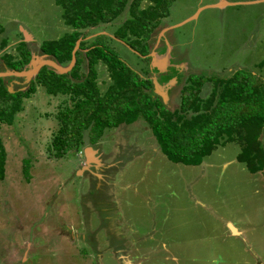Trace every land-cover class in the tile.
Masks as SVG:
<instances>
[{"label": "rangeland", "instance_id": "1", "mask_svg": "<svg viewBox=\"0 0 264 264\" xmlns=\"http://www.w3.org/2000/svg\"><path fill=\"white\" fill-rule=\"evenodd\" d=\"M152 2L143 0L140 8ZM63 12L55 0H0V24L8 39L6 49L0 50V74L9 76L11 92L26 90L37 74L32 73L34 63L25 75L10 74L1 58L5 51L17 57L16 47L27 33L25 28L18 30V23L41 43L71 30L65 23L60 25ZM130 16L127 6L113 22L82 30V39L89 44L97 35H105L103 43L142 76L152 77L155 94L168 108L181 105L189 73L220 75L247 68L264 79V0H172L150 38L151 60L139 56L125 44L126 39L115 37L118 26ZM40 43L30 45L40 66L50 65L53 59L43 54ZM72 63L56 66L69 71ZM96 68L103 92L111 83L109 71L103 62ZM211 90L210 83L202 97L207 98ZM66 103H71L66 95H50L38 84L37 91L23 100L14 123L0 129L7 150L5 178H0V264H264V189L237 159L238 143L225 145L227 158L237 160L227 169L211 167L210 176L191 182L196 170L160 157L153 166L162 173L152 176L149 190L140 184V194L114 197L112 184L89 174L103 171L86 162L85 149L97 144L85 143L63 157L55 156L52 138L60 126L58 111ZM138 129V123L109 129L107 149L113 143L111 150H116L102 166L113 163L126 169L133 164L124 178L134 183L138 167L145 166L152 154L143 145V136L137 137ZM210 156L203 161H216L221 152ZM26 162L30 176L24 172ZM191 188L205 204L195 199ZM113 201L126 217L122 224L112 211Z\"/></svg>", "mask_w": 264, "mask_h": 264}, {"label": "trees", "instance_id": "2", "mask_svg": "<svg viewBox=\"0 0 264 264\" xmlns=\"http://www.w3.org/2000/svg\"><path fill=\"white\" fill-rule=\"evenodd\" d=\"M55 1L63 8L64 21L72 29L57 39L44 40L40 50L58 64L74 60L73 66L69 71L59 72L51 65H43L26 90L19 88L12 92L7 83L9 76H0V129L3 124L14 123L23 100L41 84L48 94L66 95L71 102L61 106L57 114L60 126L51 143L57 157L85 143L96 144L108 129L143 118L164 154L173 162L198 165L218 146L235 142L241 148L237 159L250 172L264 169V79L261 75L247 68H234L220 75L189 73L181 90V105L168 108L162 97L155 94L152 77L142 76L103 43L105 35H97L89 44L82 39L85 36L82 30L113 22L129 6L131 16L118 26L115 37L126 39L125 44L137 50L139 56L151 60L150 38L167 16L172 0H151L152 5L144 9L140 8L143 0ZM4 31L0 24V50L8 44ZM132 35L134 38H130ZM16 48L17 57L5 51L1 58L8 70L19 72L31 62L32 54L25 40ZM85 62L87 69L83 71ZM99 62L107 66L111 78L103 92L97 78ZM210 83L211 93L204 99L202 92ZM86 130H89L88 141ZM6 160L7 150L0 136L1 179L5 178ZM24 167L30 176L27 162Z\"/></svg>", "mask_w": 264, "mask_h": 264}, {"label": "crops", "instance_id": "3", "mask_svg": "<svg viewBox=\"0 0 264 264\" xmlns=\"http://www.w3.org/2000/svg\"><path fill=\"white\" fill-rule=\"evenodd\" d=\"M61 23L64 25L65 21L64 22H60V25H61ZM19 25H20V27H19ZM68 26L71 28L70 25H68ZM23 28H25V31L27 32L26 35H25L24 40L25 39H33V40H30L29 42H27L26 40L25 41L28 43V48L30 50L32 49V51H31V54H32L31 63H34V62H36L35 60H38V58H37L36 51L34 50L33 47H31L30 44H35L37 42L40 43V41H39V39H36V36L22 22H19L18 23V30H20V31L22 30L23 31ZM70 31H68V32H70ZM3 34L5 35V37H7L6 33H3ZM41 43L39 44L40 46H41ZM40 46H39V48H40ZM31 63H29V64L31 65ZM39 64H41V62H39ZM28 65L25 67V69L28 67ZM32 66H33L32 73L33 74H36L35 73V65H32ZM24 70L23 71H19V72H17V71H10V74H16V75L23 74V75H25V74H27V72H25ZM135 123H138L139 124V127L141 129V130L138 129L139 132L137 133L138 134L137 137L138 136L139 137L140 136H143V139L141 138V140L143 141V145L147 148V150L149 152L152 151L151 156H148V158L145 159V161H147L145 166H141L142 163L140 162V165L139 166H141V167H138V171H137L138 172V176L132 180V181H135V183L134 182H127V180L124 178L125 173H127V171L129 169H131V167L133 166V164L128 165V161L125 162V164L128 165L126 167V169L125 168L122 169L121 166L120 167H114L117 164L114 165L113 163H108L107 166L102 167L103 164H104L103 162L105 161V158H106V160H108V155L109 156H110V154L113 155V153L116 150V149L113 150V151L111 150L112 149V146L114 145L113 143H111L109 149H107V141L108 140H106L107 139V135H105V134H109L110 135L109 129L107 130L108 133H104L102 139H100L101 140L100 141L101 143L100 142H97L96 144L98 146L95 147V148L93 147V149H95V151L93 152V156L95 158H97V160H94V159L93 160H89L88 155L86 153V149L87 148L85 149V154H86V158H87L86 162L88 163V165L91 166V167L93 166L95 169L98 168V166H100L101 169H103V171H101L102 173L101 172H99V173L95 172L94 173L92 170H90L89 171V174H91V177H94V175H95V177L99 178V180H104L105 181V184H107V182H109L110 185L112 184V186L114 188V193H113L114 197L117 196V195H120L121 196V194L123 195L126 192H131L134 195H138V194L141 193L140 187H139L140 184L142 186L145 185L146 186V189L149 190L150 189V185L152 184V182H151L152 176L156 175L157 177H159L161 175V173H162V170L160 168H156V167L153 166L154 162H156V160L158 158H160V157L163 158L164 160L171 161L168 158V156L166 154H164V152L162 151V149H161L160 145L158 144V141H157V139H156V137H155V135H154V133H153L150 125L143 118H140L139 120H137L136 122H134L132 124H135ZM146 123H147V125H145ZM132 124H129V125L122 124V125L118 126L117 128L122 129V128H124V126H131ZM114 137H116V136H113V139H114ZM262 137L264 139V133H263ZM149 149H151V150H149ZM119 150H121V149H119ZM143 150H144V148H143ZM145 151H144V153H145ZM214 151L215 152L216 151H220L221 152V158L217 159L216 161H212L211 160L209 162H207L206 160H204V161H202L201 164H198L199 166L198 165H192V164L176 163V162H173V161H171V162L177 164L178 166H180L182 168H188V169H191V170H196L195 176L190 177L191 182H193L194 180H197V179H201V178H205V177L210 176V174L212 172V171H210V168L211 167L222 166L223 169H227L230 164H232L233 162H236L237 161L236 158H229V159L227 158L226 154L224 153V151H225V145L218 146V148L215 149ZM120 153H121V151H116V156L117 155H120ZM137 153H140V152H137ZM125 157H127V155ZM205 157L207 158L208 156H205ZM209 158H211V156ZM245 166H246V164H245ZM108 168L111 169L110 172L108 171ZM246 168L248 169L247 166H246ZM85 173H87V172H85ZM250 173H251L250 176H252L255 179L256 183L257 182H260L261 183L260 185H262V187L264 189V169L261 170V171L250 172ZM90 181H91V179H90ZM122 182H123V184H122ZM120 183L122 184V186H121V188L118 189L116 186H119ZM105 184H104V186H106ZM88 187L91 188V182H89V186H87V188ZM115 188H117L118 191L115 192ZM100 191H102V190H100ZM190 192L195 197V199H198V196L196 195V192H195V190L193 188H191V191ZM144 197H145V200L147 201V203H149L148 195L145 194ZM198 202H201V201L198 199ZM108 203H110V200H108ZM201 203H204V201L201 202ZM112 206L114 207V208H112V211L114 213V216H116V219L122 220L121 221V224H122L123 221L126 220V217L124 216V213H119L120 209L118 210L117 205L114 203V201H113ZM153 209H155V207ZM207 210L208 211H211L210 209H207ZM225 218L227 220L230 219L231 222H233L234 224H236L239 229L242 228L238 224V222L234 221V219L228 218V217H225ZM225 218H224V220H225ZM121 224L119 226H121ZM71 232L74 233V230L71 229ZM120 234L122 235V232H120Z\"/></svg>", "mask_w": 264, "mask_h": 264}, {"label": "water", "instance_id": "4", "mask_svg": "<svg viewBox=\"0 0 264 264\" xmlns=\"http://www.w3.org/2000/svg\"><path fill=\"white\" fill-rule=\"evenodd\" d=\"M188 20H189V19H188ZM153 53H154V52H153ZM35 61H36V62H34V65H35V73H37L43 65H48V63H45V64H42V65L40 66L39 61H38V60H35ZM72 62L74 63V60H73ZM30 63H31V62H30ZM73 63H72V64H73ZM50 65L53 66V67H55L59 72L68 71V70H64V71H62L61 69H59V66H56L57 63H56L55 61L51 62ZM72 66H73V65H72ZM0 76H2V75L0 74ZM94 151H95V149H93V147H91V146L88 147V148L86 149V153H87V155L90 157V158H89L90 160H91V159L97 160V158H95V157L93 156V152H94Z\"/></svg>", "mask_w": 264, "mask_h": 264}, {"label": "flooded vegetation", "instance_id": "5", "mask_svg": "<svg viewBox=\"0 0 264 264\" xmlns=\"http://www.w3.org/2000/svg\"><path fill=\"white\" fill-rule=\"evenodd\" d=\"M155 52H156V51H155ZM155 52H154V53H155ZM151 53H152V52H150L148 55L150 56V55H151ZM145 57H146V56H145ZM156 72H157V71H156ZM157 73H158V72H157ZM159 74L161 75V73H160V72H159ZM69 231H71V229H70Z\"/></svg>", "mask_w": 264, "mask_h": 264}]
</instances>
